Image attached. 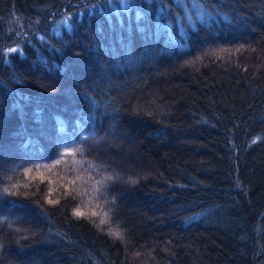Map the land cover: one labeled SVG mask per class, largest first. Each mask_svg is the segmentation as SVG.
I'll return each instance as SVG.
<instances>
[{
  "label": "trees",
  "instance_id": "trees-1",
  "mask_svg": "<svg viewBox=\"0 0 264 264\" xmlns=\"http://www.w3.org/2000/svg\"><path fill=\"white\" fill-rule=\"evenodd\" d=\"M118 161L104 212L67 210ZM151 256L264 264V0H0V264Z\"/></svg>",
  "mask_w": 264,
  "mask_h": 264
},
{
  "label": "rangeland",
  "instance_id": "rangeland-1",
  "mask_svg": "<svg viewBox=\"0 0 264 264\" xmlns=\"http://www.w3.org/2000/svg\"><path fill=\"white\" fill-rule=\"evenodd\" d=\"M195 3V2H193ZM125 4L123 1H121V6ZM88 6V11H94V7H96V5L93 3L92 5H87ZM120 6V7H121ZM110 8L113 12H118V6L117 4H115L114 2H112L110 4ZM191 8V7H190ZM191 10L195 13V15H192L194 17H200V14H201V11L198 7L196 6H192ZM81 13V12H80ZM189 10L187 9V20L192 24V18L189 17ZM77 17H79V13H77ZM22 18V19H20ZM16 19V25L18 27V29L22 32L25 33V36L27 37L28 36V31L26 28H30L31 31H35L34 30V27H35V23L32 24V20L28 23L27 27L25 28L23 26V17H19V18H15ZM14 19V20H15ZM71 22V16L69 14H64L62 16V19L56 24L57 27H60L61 24H63L65 27L66 25H69V23ZM8 32L9 31H13V32H16L17 28L15 27V30L12 29V27L10 25H8ZM60 30V29H59ZM39 33V31H35L34 34L37 35ZM21 32L18 33V37L16 39V43L14 45H11L10 47H8L7 51H9V49H14L18 46V44L23 40L22 37H21ZM218 48V47H217ZM222 49L227 50V48L229 47H225V46H221ZM222 53H224V51H222ZM152 104H155V100L153 98L152 100ZM66 152H70V158L67 159L65 162H66V165L63 166V170L67 171V175H70V174H74L75 172L79 171V168L80 165H81V161L83 160L84 156H83V152H80V154H75L72 150H67ZM82 154V155H81ZM135 161H138V159H136ZM119 164V161L117 164L113 165V168L114 169H111L109 170V173L107 175V178H106V181H104V178L106 177L105 176V168H98V169H94V168H91V169H88L86 171V178L88 179H91L92 182L88 181L89 184L88 185H85L84 183V189L82 192H80L78 194V200L80 201L79 205L76 204V205H73V206H70L67 208L68 211H70L73 215H75L76 211L77 210H80L81 212L84 213V215L86 217H93L92 215V212L96 211V210H99L101 212H104V210H106V207H109L108 204H105L103 203L102 201V198L105 199V193H104V188L102 185L104 184H116L117 186H122V183L123 182H126V184H128V182L130 181L129 179V175L127 176H124L122 172H119L121 171V169L119 168L118 166ZM36 169L35 168H32V170L30 171L31 173H34ZM39 172V171H37ZM101 172V175L102 176H97V173ZM148 174V173H147ZM108 177H112V179H108ZM61 179H55V181L51 182V183H55V185H57L56 183H58ZM85 179H83V182H84ZM98 181H102L99 185H98ZM77 182H82V180H77ZM72 185H75L76 181L73 183L71 182ZM70 184V182H69ZM124 184V183H123ZM81 189V186L79 187V190ZM101 193V196L99 195ZM69 204H62L61 205V208L62 209H65V207H67ZM115 231H117L115 229ZM137 257V256H136ZM140 257L138 256V259ZM156 262V259L151 256L150 257V262L149 264H152Z\"/></svg>",
  "mask_w": 264,
  "mask_h": 264
},
{
  "label": "snow or ice",
  "instance_id": "snow-or-ice-1",
  "mask_svg": "<svg viewBox=\"0 0 264 264\" xmlns=\"http://www.w3.org/2000/svg\"><path fill=\"white\" fill-rule=\"evenodd\" d=\"M10 52L12 51H17V49H9ZM108 179H112V177H108ZM102 181H98L97 183H101ZM13 187H16L15 185H13ZM4 191H9V189H4ZM49 203H52V201H49ZM77 216H81L84 215L83 212H81L80 210H77L75 213ZM92 215H97L96 212H92ZM105 216H107V213L104 214ZM104 220H101V223H104ZM112 235H114L116 238L118 239H123L122 234L119 231H113Z\"/></svg>",
  "mask_w": 264,
  "mask_h": 264
}]
</instances>
